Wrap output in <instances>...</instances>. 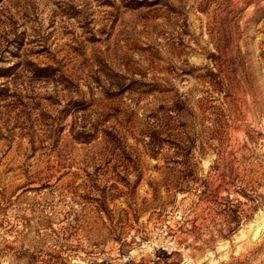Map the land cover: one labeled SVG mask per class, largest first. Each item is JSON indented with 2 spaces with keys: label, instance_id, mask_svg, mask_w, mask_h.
<instances>
[{
  "label": "rangeland",
  "instance_id": "rangeland-1",
  "mask_svg": "<svg viewBox=\"0 0 264 264\" xmlns=\"http://www.w3.org/2000/svg\"><path fill=\"white\" fill-rule=\"evenodd\" d=\"M0 264H264V0H0Z\"/></svg>",
  "mask_w": 264,
  "mask_h": 264
},
{
  "label": "trees",
  "instance_id": "trees-1",
  "mask_svg": "<svg viewBox=\"0 0 264 264\" xmlns=\"http://www.w3.org/2000/svg\"><path fill=\"white\" fill-rule=\"evenodd\" d=\"M181 104H183V106L185 105V103L183 101L180 102ZM173 109V110H172ZM170 111H174V112H180V108L177 107V104L174 103V105L172 107H170ZM170 118H172L171 116H169V120ZM74 132V131H73ZM78 142H86V140L82 137L81 133H78L75 135L74 137ZM151 145L153 146V148L156 146V140L159 139V132L155 133L154 135H152L151 137ZM191 152H192V148H191ZM191 152L189 154H191ZM176 180V188L181 191L184 192L187 190V188L190 187L191 184L193 183H197L198 179L197 177H195V173L194 170H189L187 173H183L182 175L176 176L175 177ZM204 187L206 188L205 190L201 191V194H207L209 192V188H210V182L209 181H203ZM244 197H246L247 199H249L250 201H253L254 203L257 202V199L255 197H253L252 195L246 193L245 188L241 189L240 191ZM232 215H230V220L232 223H240L242 220L241 215L238 213V211H231ZM230 222V221H229ZM165 253V252H164Z\"/></svg>",
  "mask_w": 264,
  "mask_h": 264
}]
</instances>
